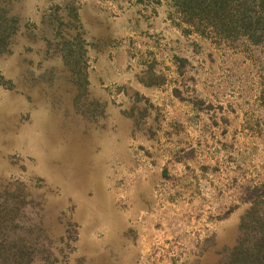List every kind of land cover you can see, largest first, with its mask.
<instances>
[{
  "label": "rangeland",
  "instance_id": "rangeland-1",
  "mask_svg": "<svg viewBox=\"0 0 264 264\" xmlns=\"http://www.w3.org/2000/svg\"><path fill=\"white\" fill-rule=\"evenodd\" d=\"M257 1L0 0V264H218L257 233Z\"/></svg>",
  "mask_w": 264,
  "mask_h": 264
},
{
  "label": "trees",
  "instance_id": "trees-1",
  "mask_svg": "<svg viewBox=\"0 0 264 264\" xmlns=\"http://www.w3.org/2000/svg\"><path fill=\"white\" fill-rule=\"evenodd\" d=\"M256 7L252 16L247 15L249 20L245 23V29L248 28L251 35L255 34L261 22L264 23V0H258ZM248 217L247 212L241 219V227ZM256 221L259 224L257 233H254L248 240L239 241L238 245L232 249L228 261L218 264H264V211Z\"/></svg>",
  "mask_w": 264,
  "mask_h": 264
},
{
  "label": "crops",
  "instance_id": "crops-1",
  "mask_svg": "<svg viewBox=\"0 0 264 264\" xmlns=\"http://www.w3.org/2000/svg\"><path fill=\"white\" fill-rule=\"evenodd\" d=\"M193 114H195V111H191V112H188V113H185V117H189V116H191V117H193L194 115ZM180 115V114H179ZM193 115V116H192ZM181 116V115H180ZM190 117V118H191ZM193 120V119H192ZM150 177H148L147 179H149ZM136 192H141V190H138V191H136Z\"/></svg>",
  "mask_w": 264,
  "mask_h": 264
}]
</instances>
